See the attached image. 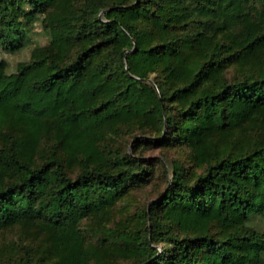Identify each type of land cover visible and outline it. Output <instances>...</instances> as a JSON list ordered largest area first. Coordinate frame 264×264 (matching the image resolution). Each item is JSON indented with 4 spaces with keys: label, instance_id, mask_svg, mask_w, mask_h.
I'll return each instance as SVG.
<instances>
[{
    "label": "trees",
    "instance_id": "16d2710c",
    "mask_svg": "<svg viewBox=\"0 0 264 264\" xmlns=\"http://www.w3.org/2000/svg\"><path fill=\"white\" fill-rule=\"evenodd\" d=\"M37 20L0 61V264H264V0H0V47Z\"/></svg>",
    "mask_w": 264,
    "mask_h": 264
},
{
    "label": "rangeland",
    "instance_id": "374dc122",
    "mask_svg": "<svg viewBox=\"0 0 264 264\" xmlns=\"http://www.w3.org/2000/svg\"><path fill=\"white\" fill-rule=\"evenodd\" d=\"M32 30V40L27 44L22 50L16 53H7L0 47V61L5 65L8 72L15 69L16 64L19 61L27 60L31 51V48L37 44L45 45L48 42V34L45 29H43L40 21H34ZM146 155L156 158H164L172 161L173 159L184 160V151L177 149H159V148H149L144 152ZM159 165V164H158ZM151 186L147 187L145 190H137L132 193L127 198L119 200L115 205L114 219L112 222L118 223L123 222L128 226L137 228V211L145 206L147 203V198L151 191ZM13 236V231H6L0 233V248L4 251V255L9 256L14 254V251L8 246L7 241ZM5 264H14L12 261L5 260ZM91 264H95L91 262ZM119 264H128L126 261H120Z\"/></svg>",
    "mask_w": 264,
    "mask_h": 264
}]
</instances>
